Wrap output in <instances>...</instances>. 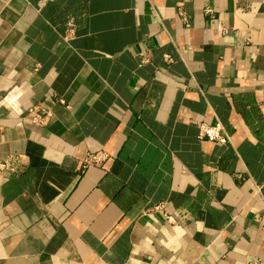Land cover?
<instances>
[{"label": "crops", "instance_id": "1", "mask_svg": "<svg viewBox=\"0 0 264 264\" xmlns=\"http://www.w3.org/2000/svg\"><path fill=\"white\" fill-rule=\"evenodd\" d=\"M3 160L0 264H264V0H0Z\"/></svg>", "mask_w": 264, "mask_h": 264}, {"label": "built area", "instance_id": "2", "mask_svg": "<svg viewBox=\"0 0 264 264\" xmlns=\"http://www.w3.org/2000/svg\"><path fill=\"white\" fill-rule=\"evenodd\" d=\"M235 2H239L240 0H234ZM207 12H210L209 9L206 10ZM182 19L185 21V17L183 14H180ZM167 59V56L165 57ZM144 61V58H142L141 62ZM27 114L29 116H32L39 124H44L48 118H49V112L46 110L38 109L36 107H30L27 109ZM197 137L199 140L202 141H209V142H215L219 144H227L230 141L229 133L226 129V127L216 121L212 124L200 122L198 123V134ZM108 159V155L103 152H95V153H88L86 156L80 161V168L84 169L91 165L99 166L102 163H104ZM10 160H3L0 161V170H12L13 168L11 166ZM163 208L162 204L153 206L147 210H145L143 213L146 214L148 212H158ZM166 219L168 221H171L170 216H166ZM264 226V223H263Z\"/></svg>", "mask_w": 264, "mask_h": 264}]
</instances>
